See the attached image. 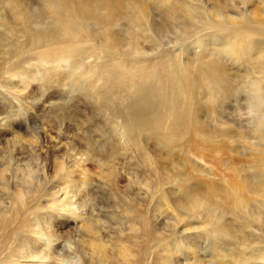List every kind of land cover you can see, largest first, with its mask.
Returning <instances> with one entry per match:
<instances>
[{"label": "rangeland", "instance_id": "374dc122", "mask_svg": "<svg viewBox=\"0 0 264 264\" xmlns=\"http://www.w3.org/2000/svg\"><path fill=\"white\" fill-rule=\"evenodd\" d=\"M21 1L25 3L24 5L29 4L49 16L39 20L50 21L47 0ZM121 1L125 6L134 0ZM203 1L207 3L208 0ZM144 3L150 12L156 6L152 1L145 0ZM160 8L154 11L157 12ZM257 8L259 5L255 3L251 5L250 10L255 11ZM2 11L5 18L11 23L15 22L13 11L10 9ZM101 14L105 16L107 11H101ZM21 21L12 24L21 27ZM2 32L3 38L10 35L9 31L2 30ZM99 32L101 30L97 31ZM193 40H189L188 45ZM205 43L211 45L209 49H214L213 43L210 44L209 41ZM203 46L202 44L197 49L200 51L198 56H210V52L204 50ZM163 47H169L170 55L177 60L176 62L172 60L167 63L164 58L160 61L159 57L163 54L160 53L157 58H154L156 55L150 56L151 54L132 55L134 57L129 59V63L119 65L99 50H96L98 53L91 58H78L72 54L71 48L67 50L72 55L68 62V56H60L58 53L46 56L44 54L46 47L40 48L38 52L31 51L28 47L30 52L18 56L7 55V62L4 63L0 50V107L19 103L24 109L32 108V111H36L34 114L36 118L33 119L36 121L32 122L30 127H17L15 122L20 120L11 119L8 122L10 129L0 132V160L7 152L8 146H14L18 141V146L31 147L29 144L33 145V142L41 137L39 153L44 151L40 156H43V162L48 167L51 183L56 182L58 185L62 182L63 173L61 175L58 173L56 165L63 163L64 166L70 167L71 172L68 176L75 186L72 189L89 187L92 190L90 194L98 197L95 207L88 206L83 217L80 215L81 212L74 215L60 212L45 216L38 210L40 208L36 209L37 206L34 209V205L25 206L21 203L20 195L17 196L19 190L23 188L19 173L14 172V177L10 178L7 172L4 174L7 180L3 181L1 172L4 166L0 164V209L11 216L1 230L3 233L0 238L3 239L4 236L5 238L3 241L0 240V261L8 257L11 248L17 250L25 242L28 235L27 221L30 219L28 214L34 210L33 217L37 216L42 221L51 222L52 228L44 231L48 236L53 234L57 238L56 240L52 238L55 243L59 242V245L55 246L65 245L68 249L65 252L70 248L74 249L82 264H190V262L192 264H256L259 262L255 259L259 256V252L264 250V243L254 246L255 242H248L244 236L248 234L249 229H246L245 223L241 222L236 198L245 192L247 198L251 200L255 198L252 195L251 179L246 180V178L262 165V160L254 149L246 145L245 140H248L242 136V130L235 128L232 123L233 128L226 115H216L207 108L208 104L202 97L205 92L201 85L190 86L181 81V88L176 87L174 90V93L181 92V98L176 97L174 101H167L166 108L159 106V99H164L165 88L164 92L162 91L163 95L152 96L151 100L158 106L160 113L167 114L173 112L172 109H180L177 102L181 104L182 92L187 95L190 91L195 93L185 102L192 101L193 104L190 106L199 124H196L194 127L196 129L192 130H187L182 125L175 131L166 132L169 139L163 137L164 130L150 131L143 136L139 133L133 138L127 134L121 136L119 122L110 118L106 109L101 108L105 105L109 108L123 106L121 99L128 93L129 85L133 83V89H138L140 80L147 74L153 80L159 79V84L165 86L169 78H173L175 74H183L190 64H195V61L186 59L188 46L185 44L173 48L170 45ZM138 57L140 59L146 57L144 58L146 60L137 61ZM169 58L168 55L167 59ZM220 58L223 59V63L228 64L226 59L222 56ZM77 60H80V64L75 62ZM181 67L183 69H180ZM189 73L194 75L193 70ZM5 84L13 87L18 85L20 89L26 90L20 93L12 92ZM57 86L59 87L56 88ZM39 87L42 89L48 87L49 90L40 103L32 105L34 98L32 93L37 92ZM32 115L29 113L30 117ZM62 116L66 118V123L70 124L67 133L69 139L61 141L66 146L67 155L57 159L54 155L56 150L50 149V140L44 141L42 134L43 129H47L52 137H56L54 130L62 123ZM169 121L173 119L170 118ZM13 127L14 131L11 130ZM92 138L99 146L93 149L96 157L94 161L82 164L87 172L80 175L78 169H72L74 160L70 155L86 153L85 151L90 153L89 140ZM108 158L109 162H107ZM102 163L105 165L101 166ZM35 164L33 160L31 165ZM111 176L114 178H110ZM244 184L248 187L246 188ZM23 191L20 192L23 193L22 196L28 198L29 194ZM134 212L140 213L148 225L145 236L143 232L138 233L134 227V225L140 227L142 222L139 217L133 218L136 215L133 214ZM95 221L99 223L95 225V231L89 230L87 227ZM217 224L218 228L215 227L218 226ZM219 231L225 232L226 236L219 235ZM244 231L245 234L242 233ZM250 231L255 232V228H251ZM237 235L241 238H237ZM95 236L98 238L95 239ZM231 236L234 238L231 239ZM30 239L35 240L33 235ZM243 240L248 242L250 248ZM35 244L37 245V242ZM190 245L195 246V253H192L193 247ZM33 248L35 249L36 246ZM61 248L54 254L55 262L50 264H62L58 260V252ZM140 248L142 251H139ZM127 249L133 251L131 257L124 256ZM65 252L66 256L68 253ZM46 253H51V250H46ZM192 254L198 255L194 257ZM199 259H202V262L198 261ZM21 261L33 260L22 258Z\"/></svg>", "mask_w": 264, "mask_h": 264}, {"label": "bare ground", "instance_id": "6f19581e", "mask_svg": "<svg viewBox=\"0 0 264 264\" xmlns=\"http://www.w3.org/2000/svg\"><path fill=\"white\" fill-rule=\"evenodd\" d=\"M148 1L156 4L151 12L147 9L145 0H134L125 6L121 0H47L48 14L51 15V19L48 22H43L39 18L49 16L42 14L41 11L29 4L26 6L21 0H0L1 59L6 63L7 55L18 56L21 53L30 52L28 47L31 51L37 52L40 48L46 47L44 52L46 56L58 53L60 56H68V62L72 55L67 50L71 48L72 54L78 58H91L98 53L96 50H99L100 53H104L119 65L129 63V59L134 57L132 55L148 56L151 54L150 56L156 55L154 58H157L160 53H163L159 57L160 61L164 58L163 60L168 63L177 60L170 55L169 47L164 48L163 46L170 45L172 48L181 44L188 46L186 47L188 52L186 59L195 61V64H190L183 74H175L173 78L167 80L165 86L159 84V79L153 80L147 74L140 80L138 89H133V83L129 85L128 93L121 99L124 103L123 106L109 108L105 105L101 108L106 109L110 118L119 122L121 136L127 134L133 138L139 133L140 136H143L150 131L164 130L163 137L169 139L166 132L175 131L182 125L185 129L192 130L196 129L194 128L196 124H199L190 106L193 104L192 101L185 102L195 93L190 91L189 97L187 93L182 92V102L181 104L177 102L180 109H172L173 112L167 114L160 113L158 106L151 100L152 96L163 95L165 88L166 93L163 95V100L159 99V106L162 105L166 108L167 101H174L176 97L181 98V92L174 93L176 87L181 88V81L190 86L201 85L205 92L202 97L208 104L207 108L216 115H226L231 125L233 123L235 128L242 130V136L248 140H245L246 145L254 149L261 157L262 165L246 178V180L251 179L252 195L255 198L253 200L247 198L245 195L247 192L236 198L240 208L238 209L241 222L245 223L244 226L250 232L244 236L248 242H255L254 246L261 245L264 243V0H208L207 3L203 0ZM255 3L259 5V8L255 11L250 10L251 5ZM159 7H161L159 11H154ZM3 9L13 11L15 22L23 20L21 21L22 26L18 27L17 24H12L15 22L11 23L5 18ZM104 10L107 11L105 16L101 14V11ZM2 30L9 31L10 35L3 38ZM100 30L101 32L97 33ZM191 39L194 40L188 45L187 42ZM206 41H209L210 44L213 43L214 49H209L211 45H205ZM202 44L204 50L210 52V56H198L200 51L197 49ZM216 46L218 47L216 48ZM192 51L195 52L191 53ZM216 54L217 56H214ZM168 55L169 59H167ZM221 56L226 59L228 64L222 62ZM144 58L146 57L141 59L138 57L137 61L146 60ZM105 61H102L103 64H106ZM75 62L80 64V60ZM192 70L194 75L189 73ZM7 86L12 92L20 93L26 90L20 89L18 85L13 87L8 84ZM48 90V87L46 89L39 87L37 92H34L35 94L32 93L34 98L31 104L40 103L46 97ZM38 93L39 95L36 96ZM0 108H2L0 109V132L10 129L8 122L11 119L20 120L15 122L17 127H30L32 122L36 121L33 120L36 118L34 115L36 111H32V108L24 109L19 103L2 105ZM29 113L33 115L30 117ZM69 116H67L68 119ZM170 118L173 121L168 122ZM65 119L64 117L59 127L54 130L56 137H52L50 131L43 129V139L44 141L45 139L50 140V149L56 150L54 155L57 159L67 155L66 146L61 142L69 139L67 133L70 124L66 123ZM11 130L14 131V127ZM41 139L38 137L33 145L29 144L31 147L28 145L18 146V141L14 142L16 145L8 146L7 152L0 160V164L4 166L1 172L3 181L7 180V176L4 175L7 172L10 178L14 177V172L19 173V177H21L19 180L22 179L24 188L20 189L17 194V196L20 195L21 203L25 206L34 205V209L37 206L36 209L40 208L38 210L45 216L60 212L73 215L81 212L80 215L83 217L88 206L95 207L98 197L90 194L92 190L89 187L86 189L81 187L80 190L72 189L75 186L68 176L71 172L70 167L64 166L63 163L56 165L58 173L60 175L63 173L62 182H59L58 185L56 182L51 183L48 167L43 162V156H40V153L44 151L39 153L41 147L38 148V146ZM89 141L91 143L90 153L85 151L86 153H71L70 155L74 160L72 169H78L80 175L87 172L82 164L94 161L96 154L93 149L99 147L93 138ZM33 160H35V165H31ZM107 162H109V158ZM103 165L105 163L101 164V166ZM64 169L67 171L65 172ZM113 176L110 178H114ZM84 183L86 184L87 180ZM65 185L66 187H64ZM244 186L248 187L246 184ZM23 190L29 194L28 198L25 197L26 199L22 196L23 193H20ZM33 211L28 214L30 219L27 221L28 235L25 242L17 250L11 248L8 257L2 258L0 264H50V262H55L54 254L61 247L58 252V260L62 264H82L81 259L73 251L74 249L70 248L68 252H65L68 250L65 245L55 246L59 245V242L55 243L57 238L51 233V236H48L44 231L52 228L51 222L42 221L37 216L33 217ZM133 214H136L133 218L139 217L142 220L140 227L134 225L136 231L143 232L145 236L148 231L146 221L143 220L140 213L134 212ZM215 218L217 219V217ZM10 219L11 216L6 215L0 209V235L3 233H1L2 226H5ZM217 221L219 222V220ZM97 224L99 223L96 221L91 222L87 228L95 231L94 227ZM215 227L218 228L219 225ZM251 228H255V232L250 231ZM242 233L245 234V231ZM32 235L36 241L30 239ZM219 235L226 236V233L220 232ZM239 237L237 235V238ZM97 238L98 236H95V239ZM3 239L0 238L2 241ZM243 241L245 242V240ZM248 242L245 243L248 244ZM33 246L36 248L34 249ZM94 247L96 246L94 245ZM191 247L189 248L192 249V253H195V246ZM248 247L250 248L249 244ZM46 250H51V253L45 254ZM139 251H142V248ZM253 251L255 252V249ZM64 252L68 254L65 256ZM132 253L131 249H127L124 256L131 257ZM196 255L193 256L196 257ZM258 255L255 260H259V262L256 264H264V250H261ZM22 258H29L33 261L22 262ZM185 258L187 259V257ZM193 259L195 260V258ZM190 264L192 263L190 262Z\"/></svg>", "mask_w": 264, "mask_h": 264}]
</instances>
